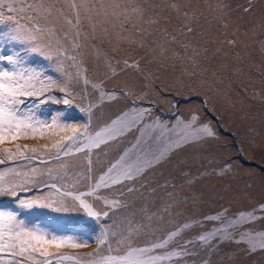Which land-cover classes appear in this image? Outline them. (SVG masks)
I'll list each match as a JSON object with an SVG mask.
<instances>
[{
  "label": "rangeland",
  "instance_id": "obj_1",
  "mask_svg": "<svg viewBox=\"0 0 264 264\" xmlns=\"http://www.w3.org/2000/svg\"><path fill=\"white\" fill-rule=\"evenodd\" d=\"M4 3L12 4L13 12L0 7V32L17 25H38L44 30L37 33L36 52L27 44L8 46L19 49L30 66L56 81L42 95L28 97L26 106L43 100L39 113L49 121L66 114L67 124L80 131L87 124L92 133L124 113L129 123L136 120V124L131 131L91 151H76L85 142L81 138L68 148V155L59 158H55L52 145L71 136L70 127L58 131L48 127L43 137L17 141L28 149L35 148V152L27 151L25 155L36 159L25 170L17 159L0 164V172L7 173L0 188L25 179L35 182L16 188V196L8 192L0 195V208L19 211L29 223L87 242L81 248H50L53 253L87 259L105 232L115 249L117 241L128 236V221L135 213L141 227L140 234L132 237L135 246L151 247L168 239L165 247L153 249L148 255L180 252L181 247L188 253L160 264H264V248L257 243L252 250L248 243L249 238L264 240V0ZM187 28L193 32L188 33ZM37 84L40 86L39 81ZM65 87L67 90L62 91ZM138 113L147 114L138 118ZM193 116L197 117V126L208 125L213 135L176 148L169 161L148 169L134 182L101 187L94 195L83 197L99 213L97 217H88L70 198L46 186L88 192L90 185L118 159V153L127 151L135 157L149 148L154 122L172 126ZM3 147L14 150L15 144ZM89 159L91 179L87 178ZM75 180L79 183L73 186ZM41 186L44 188L39 190ZM129 187L133 191L129 192ZM26 188L32 191L20 193ZM104 198L119 200L121 206L113 208ZM61 200L67 211L54 210ZM21 201L32 202L33 207L21 209ZM45 204L52 206H41ZM241 213L246 214L244 220L238 218ZM247 214L255 218L249 219ZM185 224L191 227L185 229ZM220 228L227 230L228 239L217 236L206 244L197 239ZM178 229L179 235L169 236Z\"/></svg>",
  "mask_w": 264,
  "mask_h": 264
},
{
  "label": "snow or ice",
  "instance_id": "obj_2",
  "mask_svg": "<svg viewBox=\"0 0 264 264\" xmlns=\"http://www.w3.org/2000/svg\"><path fill=\"white\" fill-rule=\"evenodd\" d=\"M0 7H6L9 13L13 12V5L4 3L0 0ZM73 9L76 8L75 3L72 4ZM118 7V6H116ZM173 7H177L173 5ZM247 11V9H245ZM187 16V13H185ZM3 14L0 13V22H2ZM9 19L12 17L9 16ZM35 29L33 32L32 29ZM44 30L38 25L32 27L17 25L12 28L5 27L0 36L3 37V43L0 44V164L6 161L11 162L14 159L32 161L36 159L35 156H27V151L35 152L36 149H28L27 145H20L16 143L21 139L36 138L37 135L43 137L45 130L51 127L53 131H58L64 127H70L72 135L64 136L57 140L52 145L56 151V157L59 158L61 154L68 155V148L72 144H76L81 138L84 143L76 148V151H91L93 148H98L101 144H106L111 140L116 139L122 135L126 130L131 131L132 125L136 124V120L129 123L125 117L127 113L117 116L112 119L109 124L104 125L94 133L91 132L89 125H85L83 131L79 128L71 126L66 123L67 115L62 114L54 116L49 121L48 117L42 116L39 113V107L44 103L43 100L38 101L31 107L25 105L28 97L40 96L48 87L56 83L52 78L47 77L45 73L30 66L26 59L21 55L19 49L10 48L8 45L19 44L23 47L27 44L32 52L38 51L37 33ZM188 33H192V28H187ZM232 43V41H229ZM163 52V49H162ZM70 59H75L70 57ZM48 80L49 84L44 81ZM39 81L40 86L37 82ZM84 83L87 84L88 80L85 79ZM93 87H99L93 85ZM66 91L67 88H62ZM104 93H101L103 98ZM23 97L24 99H21ZM114 99L115 97H110ZM64 104L68 105L70 102L65 99ZM82 111H90V109H82ZM147 113H138L137 117L142 118ZM147 127V126H146ZM213 132L211 128L204 124L197 126V117L193 116L187 122H179L177 125H164L161 122H154L151 128L150 139L152 144L147 150H142L141 153L132 157L130 153L125 151L123 154L118 153V159L111 163L107 171L102 174L94 184L90 185L88 192H73L57 188L56 185H51L61 196L70 198L80 208L84 210L88 217H97V213L93 206L88 203L83 197L94 195V193L103 188H111L115 185L123 184L126 181H135L141 177L148 169L160 165L170 160L171 153L176 149L182 147L190 141H198L205 137H211ZM6 144H15V149L3 147ZM153 147L155 150L153 151ZM40 163H47L41 160ZM88 179H91V160L89 159ZM33 171H35L33 169ZM8 172L16 176L21 173L15 169H8ZM7 173L0 172V181H3ZM34 183L35 181L24 180L23 183H11L7 188H0V195L5 192L16 196V188H22L27 183ZM79 183L78 180L73 181V186ZM191 183V181H189ZM131 192L133 189L128 188ZM101 198V197H97ZM105 199V203L111 205L113 208L121 206L119 200ZM59 206L55 211H67L68 207L64 200L58 202ZM44 207H51V204L41 205ZM75 206V205H73ZM32 202L21 201L19 208L31 209ZM143 212V210H141ZM108 215L107 212L104 213ZM244 213L238 217L241 220L245 219ZM136 214L133 213V218L128 221L127 232L128 236L117 241V247L114 249L108 243L107 232L103 233L97 241V248L93 253L88 254V258L50 252V248L57 250L61 248H81L86 246V241H78L72 235L59 234L55 229L41 226L38 223H29L20 217L19 211H14L9 208H0V264H65L66 261H72L73 264H160L161 261L171 259L172 256H179L181 254H188L186 249L181 247V251H173L162 255H148L153 249L163 248L168 244V239H164L158 243H153L151 247L135 246L132 242L133 236H138L141 232V227L137 224L135 219ZM249 219H254L251 214H247ZM205 219H216V217H206ZM191 226L188 224L183 225L187 229ZM180 234L178 229L169 236H176ZM217 236L221 240L228 239L227 230L224 228L217 229L215 232H208L197 237L201 242L208 243L210 239H215ZM125 241H127L125 243ZM239 242V241H238ZM185 243H191L186 241ZM248 243L252 250H255L257 243L259 247L264 248V240L260 242L248 239ZM105 245L107 247L105 248Z\"/></svg>",
  "mask_w": 264,
  "mask_h": 264
},
{
  "label": "bare ground",
  "instance_id": "obj_3",
  "mask_svg": "<svg viewBox=\"0 0 264 264\" xmlns=\"http://www.w3.org/2000/svg\"><path fill=\"white\" fill-rule=\"evenodd\" d=\"M217 57V56H216ZM218 62V61H217ZM211 73V72H210ZM208 74H209V72H208ZM210 75V74H209ZM201 77V76H200ZM153 89V88H152ZM153 91V90H152ZM204 139V138H203ZM210 139V138H209ZM208 139V140H209ZM202 140V139H201ZM204 141V140H203ZM219 141V140H218ZM223 141V140H222ZM197 142V141H196ZM201 142V141H200ZM204 143V142H203ZM202 143V144H203ZM218 143H221V142H218ZM197 144V143H196ZM198 144H199V142H198ZM205 144V143H204ZM207 144V143H206ZM193 145V144H192ZM208 145V144H207ZM214 145V144H213ZM191 146V145H190ZM201 146V145H200ZM208 146H210V145H208ZM220 146V145H219ZM222 146V145H221ZM211 147V146H210ZM212 147H214V146H212ZM218 147V146H217ZM191 148H192V146H191ZM190 148V149H191ZM195 148V147H194ZM208 148V147H207ZM181 149V148H180ZM184 149V148H183ZM216 149V148H215ZM223 149H224V147H223ZM205 150V149H204ZM218 150V149H217ZM220 150V149H219ZM218 150V151H219ZM182 151V150H181ZM189 151H191V152H193L192 150H189ZM174 152V151H173ZM176 152V151H175ZM212 152V151H211ZM214 152V151H213ZM187 153H188V151H187ZM195 153V152H194ZM203 153V152H202ZM179 154V153H178ZM181 154V153H180ZM186 154V153H185ZM193 154V153H192ZM173 155H175V154H173ZM183 155V154H182ZM200 155V154H199ZM206 155V154H205ZM216 155V154H215ZM191 156V155H190ZM194 156V155H193ZM217 156V155H216ZM220 156V155H219ZM218 156V157H219ZM199 157V156H198ZM174 158H176V156L174 157ZM183 158V157H182ZM182 158H180V159H182ZM184 159V158H183ZM196 159H197V155H196ZM203 159V158H202ZM188 159H186L185 161H187ZM198 160V159H197ZM201 160V159H200ZM184 161V160H183ZM195 161V160H194ZM199 161V160H198ZM197 161V162H198ZM191 163V162H190ZM197 166V165H196ZM202 178V177H201ZM204 179H205V177H204ZM211 180V179H210ZM203 181V180H202ZM203 184V183H202ZM136 200V199H135ZM140 203H141V201H139ZM136 204V203H135ZM138 205V204H137ZM130 210V209H129ZM264 259V258H263ZM262 263V262H261ZM264 263V262H263ZM247 264V263H246Z\"/></svg>",
  "mask_w": 264,
  "mask_h": 264
},
{
  "label": "trees",
  "instance_id": "obj_4",
  "mask_svg": "<svg viewBox=\"0 0 264 264\" xmlns=\"http://www.w3.org/2000/svg\"><path fill=\"white\" fill-rule=\"evenodd\" d=\"M23 144H24V142H23ZM30 162H32V161L20 160V164H21L20 166L25 170V166H31ZM5 199H7V198H5ZM2 200H4V199H2Z\"/></svg>",
  "mask_w": 264,
  "mask_h": 264
},
{
  "label": "water",
  "instance_id": "obj_5",
  "mask_svg": "<svg viewBox=\"0 0 264 264\" xmlns=\"http://www.w3.org/2000/svg\"><path fill=\"white\" fill-rule=\"evenodd\" d=\"M261 168L264 169L263 166H262ZM50 185H52V184H47L46 186H50ZM46 186H45V187H46ZM43 188H44V187L41 186V187L39 188V190H40V189H43ZM30 191H32L31 188H29V189H25L24 191L21 190L20 193H22V192L27 193V192H30ZM33 191H35V190L33 189ZM18 194H19V193H17V195H18Z\"/></svg>",
  "mask_w": 264,
  "mask_h": 264
}]
</instances>
